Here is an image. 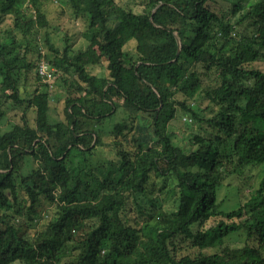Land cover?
<instances>
[{
	"label": "trees",
	"instance_id": "1",
	"mask_svg": "<svg viewBox=\"0 0 264 264\" xmlns=\"http://www.w3.org/2000/svg\"><path fill=\"white\" fill-rule=\"evenodd\" d=\"M48 1L0 0V24L12 21L0 30V124L15 119L0 131V264H264V172L243 203L224 210L219 198L264 165V0H144L139 13L127 0H65L88 21L87 47L72 52L66 35L60 51L45 35L42 55ZM40 60L63 86V120L37 72L21 91ZM102 61L106 75L91 74ZM177 109L208 129L189 151L167 134ZM168 176L172 210L156 192Z\"/></svg>",
	"mask_w": 264,
	"mask_h": 264
},
{
	"label": "rangeland",
	"instance_id": "2",
	"mask_svg": "<svg viewBox=\"0 0 264 264\" xmlns=\"http://www.w3.org/2000/svg\"><path fill=\"white\" fill-rule=\"evenodd\" d=\"M215 1L217 2V6L220 5L225 9L231 8L235 2H237L238 4H247V1L245 0ZM143 2L144 0H127L125 3L129 7H131L134 12L139 13L141 11L140 4H142ZM44 14L48 20L49 28L41 30L39 33L38 41L40 44V53L42 55H50L48 47L44 43L45 35L49 37L52 45L60 51L63 49L64 38L66 35L71 37L69 46L72 52L76 53L85 50L88 44L86 39L88 21L85 18H74L71 15L70 9L67 6L65 0H50L45 3ZM0 30H12V21L10 18L6 17L4 19V22L0 24ZM16 36L18 37V34ZM133 43L134 42L130 41L127 44H124L123 49H132L134 45ZM40 62L41 60L38 63L36 62V69L28 75L27 81L21 86V91L24 95L32 94V92L37 87V81L34 79V74L35 72H37V66ZM255 67H257L258 69H262L263 63L257 62L255 63ZM88 69L93 75L99 77L106 75L105 62L103 61L100 64L90 65ZM55 79L53 81V78H51V80L47 82L52 96L50 104V114L52 116V119L60 121L63 120L64 89L62 84H60V81ZM211 79L213 78L211 77ZM195 100L197 108H199V110L201 111L199 113L200 117L207 118L211 116V112L205 110V108L209 105L208 102L199 94L195 96ZM15 115L17 120L19 113H15ZM13 116L14 115L10 113L9 117H6V119L1 122L0 131L7 130L8 127L15 123V119L13 118ZM119 119V116H116L103 125V129L107 134L111 131L112 127L119 121ZM141 119L143 120V122L149 125L150 119L148 116L143 115ZM205 126V124H199L197 122L191 121L189 114L183 113L182 111L177 109L175 117L169 122L167 126V134L175 146L185 151H189L191 144L190 139L193 135L208 133V129ZM150 131V129L148 130V132H144L143 130L144 133L142 135V137H144V140L147 141L148 144L150 143L151 139H153ZM107 156L110 157V155ZM32 167H35V163L29 164L27 166V169H30ZM263 172L264 165L261 164L252 166L244 171L243 177L240 180L234 179L233 184L230 185V187L223 188L220 191L219 198L225 200V203L227 204H223L222 209L230 210V208H232L235 204L243 203L247 199L249 192H252L257 187ZM155 182L156 192L159 194L161 199L165 201L164 208L166 210L174 209L176 201V197L173 194V190L175 188L174 185L176 184L174 178L172 176H168L165 182H163L162 179H157ZM44 209L45 210L42 211V218L37 222V226L39 228L41 227L50 207L45 206ZM179 252L183 256H193L197 252V250L191 244L186 243L180 248ZM14 264L19 263L16 262Z\"/></svg>",
	"mask_w": 264,
	"mask_h": 264
},
{
	"label": "built area",
	"instance_id": "3",
	"mask_svg": "<svg viewBox=\"0 0 264 264\" xmlns=\"http://www.w3.org/2000/svg\"><path fill=\"white\" fill-rule=\"evenodd\" d=\"M53 69L47 63L41 61L37 66V74L40 76L42 82L47 83L52 78Z\"/></svg>",
	"mask_w": 264,
	"mask_h": 264
},
{
	"label": "water",
	"instance_id": "4",
	"mask_svg": "<svg viewBox=\"0 0 264 264\" xmlns=\"http://www.w3.org/2000/svg\"><path fill=\"white\" fill-rule=\"evenodd\" d=\"M175 38H176L177 45H178V47H177V55H178L179 52H180V40H179V38L177 36H175Z\"/></svg>",
	"mask_w": 264,
	"mask_h": 264
}]
</instances>
